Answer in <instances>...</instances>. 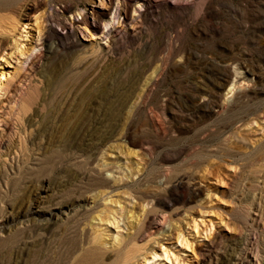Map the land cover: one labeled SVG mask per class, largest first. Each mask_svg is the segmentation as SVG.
Returning <instances> with one entry per match:
<instances>
[{"label": "rangeland", "instance_id": "obj_1", "mask_svg": "<svg viewBox=\"0 0 264 264\" xmlns=\"http://www.w3.org/2000/svg\"><path fill=\"white\" fill-rule=\"evenodd\" d=\"M1 72L0 264H264V0H0Z\"/></svg>", "mask_w": 264, "mask_h": 264}, {"label": "bare ground", "instance_id": "obj_2", "mask_svg": "<svg viewBox=\"0 0 264 264\" xmlns=\"http://www.w3.org/2000/svg\"><path fill=\"white\" fill-rule=\"evenodd\" d=\"M103 0H100V2H102ZM103 4V3H102ZM100 5V4H99ZM141 5L143 6V5H146V6H148L149 5V2H145V1H143V2H141ZM140 5V6H141ZM181 6V5H180ZM113 15V14H112ZM115 15H116V13H115ZM112 17V16H111ZM116 18V17H115ZM114 19V17H112V19L111 20H113ZM82 23H84L85 25H87V26H96L95 25V20L94 19H92L91 20V22H88L86 19H83L82 20ZM109 23L110 22H108V23H106V24H104V27L107 29V26L109 25ZM98 27V26H97ZM112 27V26H111ZM24 39V38H23ZM23 45V44H22ZM2 60V59H1ZM7 74V73H6ZM6 74L4 73V72H1L0 73V89H1V86H2V82L4 81V80H6ZM230 87H229V89L227 90V92L228 93H230L231 92V90H232V84H230L229 85Z\"/></svg>", "mask_w": 264, "mask_h": 264}]
</instances>
